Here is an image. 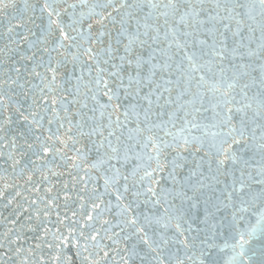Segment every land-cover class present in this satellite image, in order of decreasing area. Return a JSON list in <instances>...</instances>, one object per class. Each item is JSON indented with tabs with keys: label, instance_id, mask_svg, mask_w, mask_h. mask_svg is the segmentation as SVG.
Returning a JSON list of instances; mask_svg holds the SVG:
<instances>
[{
	"label": "snow or ice",
	"instance_id": "obj_1",
	"mask_svg": "<svg viewBox=\"0 0 264 264\" xmlns=\"http://www.w3.org/2000/svg\"><path fill=\"white\" fill-rule=\"evenodd\" d=\"M0 264H264V0H0Z\"/></svg>",
	"mask_w": 264,
	"mask_h": 264
}]
</instances>
